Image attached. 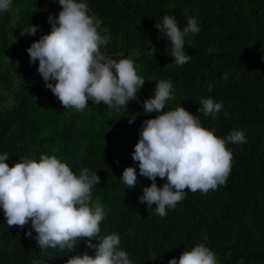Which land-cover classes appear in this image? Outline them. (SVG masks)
Here are the masks:
<instances>
[{
  "label": "trees",
  "instance_id": "1",
  "mask_svg": "<svg viewBox=\"0 0 264 264\" xmlns=\"http://www.w3.org/2000/svg\"><path fill=\"white\" fill-rule=\"evenodd\" d=\"M82 2L100 19V34L109 38L101 53L117 62L131 59L146 80L138 99L118 111L91 100L82 112L62 106L45 87L39 61L31 63L27 51L50 34L48 17L58 16L62 7L58 0H13L11 9L0 13V154H9L6 163L38 162L46 154L68 164L77 176L84 168L97 172L101 181L92 188L91 206H102L106 219L92 243L117 233L133 264H168L201 243L216 254L217 264H264V0ZM165 15L174 17L181 30L189 16L199 24L200 32L185 38V53L192 58L183 66L172 63V45L156 27ZM31 24L39 26L35 36L26 34ZM210 48L216 51L210 54ZM160 80H171L175 89L164 112L183 106L219 138L234 130L246 137V143L227 144L233 161L225 185L207 194L186 190L164 217L155 205L148 209L140 202L143 187L152 181L139 175L132 159L143 122L160 114H146L143 107ZM207 98L223 102L215 119L198 111L200 100ZM131 118L135 122L130 124ZM127 167L137 170L134 189L121 180ZM165 182L157 178L159 187ZM30 229L31 222L23 229L9 228L0 207V264H66L85 251L96 255L87 240L78 241L75 251H42L35 231L33 237L26 235Z\"/></svg>",
  "mask_w": 264,
  "mask_h": 264
},
{
  "label": "clouds",
  "instance_id": "2",
  "mask_svg": "<svg viewBox=\"0 0 264 264\" xmlns=\"http://www.w3.org/2000/svg\"><path fill=\"white\" fill-rule=\"evenodd\" d=\"M12 3L13 0H0V13L8 12ZM58 4L62 7L58 16L48 17L50 34L42 35L27 49L30 62L39 61L37 70L45 87L66 109L81 112L89 100L96 105L103 102L117 111L137 100L138 89L146 80L137 74L131 59L117 62L101 53V46L107 45L109 38L98 31L101 21L89 14L88 4L82 0H58ZM156 27L172 45V63H188L192 57L185 53V38L200 32L197 19L189 16L181 30L174 17L165 15ZM38 28L31 24L26 34L35 36ZM187 43L192 46L191 40ZM214 51L209 49L210 54ZM174 99L171 80L156 82L154 97L143 101V107L146 114H160L143 122L132 153L139 165V175L152 181L150 187H143L139 200L148 209L155 205L154 210L161 217L167 215L166 209H174L185 198L186 190L207 194L225 185L233 161L227 144L246 143L242 130H234L226 139L219 138L214 129L203 127L199 117L183 106L164 112L166 101ZM199 104V113L213 119L223 108V102H214L212 98L201 99ZM134 122L135 118L129 119L130 124ZM9 158L8 153L0 154V207L9 228L23 229L31 222L26 235L33 237L34 230L33 238L42 251H75L81 240H87V248L96 249L95 257L85 251L71 256L66 264H133L129 254L121 249L117 233L100 236L99 245L92 243L106 219L102 206H91L92 188L101 181L97 172L89 174V169L84 168L77 176L55 155L41 154L38 162L24 159L12 167L6 163ZM158 177L166 179L163 187L158 186ZM121 180L127 189H134L138 184L136 168L127 167ZM168 264H217V259L201 243L184 251L178 259H170Z\"/></svg>",
  "mask_w": 264,
  "mask_h": 264
},
{
  "label": "rangeland",
  "instance_id": "3",
  "mask_svg": "<svg viewBox=\"0 0 264 264\" xmlns=\"http://www.w3.org/2000/svg\"><path fill=\"white\" fill-rule=\"evenodd\" d=\"M90 101V100H89ZM89 101H88V103H89Z\"/></svg>",
  "mask_w": 264,
  "mask_h": 264
}]
</instances>
